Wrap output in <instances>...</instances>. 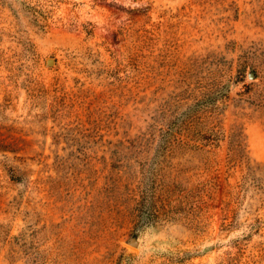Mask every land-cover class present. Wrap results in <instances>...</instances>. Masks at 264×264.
Masks as SVG:
<instances>
[{
  "label": "rangeland",
  "instance_id": "obj_1",
  "mask_svg": "<svg viewBox=\"0 0 264 264\" xmlns=\"http://www.w3.org/2000/svg\"><path fill=\"white\" fill-rule=\"evenodd\" d=\"M0 264H264V0H0Z\"/></svg>",
  "mask_w": 264,
  "mask_h": 264
}]
</instances>
